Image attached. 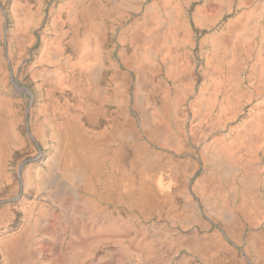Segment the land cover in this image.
<instances>
[{
  "label": "bare ground",
  "instance_id": "1",
  "mask_svg": "<svg viewBox=\"0 0 264 264\" xmlns=\"http://www.w3.org/2000/svg\"><path fill=\"white\" fill-rule=\"evenodd\" d=\"M215 1L219 12L196 9L195 24L213 25L232 7ZM236 1L235 15L200 42L198 77L181 0H119L114 12L101 0H65L48 11L28 70L34 132L51 143L52 156L37 184L26 183L53 200L58 184H47L48 172L58 171L82 205L68 219L73 231L53 240L66 264L112 252L101 246V231L119 235L116 248L137 264H174L177 256L178 264H264V0ZM37 5L13 0L6 53L0 44V183L7 150L23 141L5 73L33 42L43 18ZM107 11L136 16L117 32L118 60L102 27ZM3 24L0 15V43ZM105 111L104 128L89 131ZM20 205L26 225L0 238L3 264H42L38 244L49 237L42 228L51 204ZM161 218L169 225L157 224ZM128 223L135 249L123 234Z\"/></svg>",
  "mask_w": 264,
  "mask_h": 264
},
{
  "label": "rangeland",
  "instance_id": "2",
  "mask_svg": "<svg viewBox=\"0 0 264 264\" xmlns=\"http://www.w3.org/2000/svg\"><path fill=\"white\" fill-rule=\"evenodd\" d=\"M64 1L65 0H29L31 6H38L37 4L40 2V6L43 10V18L40 24L32 31L34 37L33 42L30 43L26 41L22 47V51H20V53L24 52L25 55L24 58L21 59V64L11 62L5 73L8 78L5 88H7L8 91L13 92V95L16 97H14V111L12 112V116L16 119L17 129L20 132L21 137H23V141L11 145L7 150L8 152L5 157L6 175L0 183V238L3 239L14 232L21 230V228L26 225V222L23 220V212L21 211L20 204L22 202L32 203L36 207L43 203L47 205L51 204L49 215L44 220L45 222L42 228L48 230L49 237L48 239H40L38 244L43 258L42 264H66L62 257L64 255L66 256V254L57 255L51 250L53 240L62 242L65 237L73 231V228L68 221L72 211L83 213L81 203L74 200L70 191V184L68 185V180L61 177L58 171L53 170L48 172L49 179L47 184H52L53 182L54 185L58 184L57 187L59 193L54 194L52 198L53 200L47 197V191L44 192L43 190H39V188L36 189V186L34 188V185L37 184V177H35L36 172L41 170L48 171L46 170L48 167L47 162L52 156V146L50 142L41 140L34 132L35 124L32 121V105L34 101L33 89L35 81L30 76L28 66L33 60L34 54H36L41 47V33L49 22L48 11H50L52 6L58 5ZM87 1L92 2V0ZM101 1L102 3H109L111 8L110 11L112 12H114V5L119 2V0ZM134 1L135 0H131V2ZM148 1L153 0H144L145 3ZM232 1V7L229 10H222L220 13L221 15L213 25L199 26L193 22L192 14L196 9L202 8L206 11L214 12L213 14L216 15L219 12L217 2H213V0H181V4H183L190 21L191 37L193 39V45L191 46L192 53H190V56L193 59L194 72L197 77L200 76L201 66L203 64L200 52V42L210 31L224 26L227 24L228 20L235 15L237 1ZM243 2L245 5H248L251 4L252 0H243ZM12 3L13 0H0V15L4 19V40L1 41L0 44L4 48L5 53L8 51L5 42V30L10 27L11 24L10 7ZM129 11L134 10L131 9ZM112 12L107 11L105 15L102 14V27H109L111 31L112 38H110L108 46L109 49H111L112 58L118 60L117 32L120 27L130 24L136 16L130 14L127 17L120 18L115 17ZM14 67H16L17 70H14ZM15 86H17V88H15ZM105 112L106 116L101 117L94 123H87L86 128L91 132L102 130L109 117L108 111ZM194 159L196 160V164L198 163L197 165H199L195 172L196 175L200 171L201 161L198 157H194ZM28 178H31L35 184L28 185L26 183ZM51 180H53V182ZM154 221H157L156 218H152L149 223L152 224ZM156 223H161L165 226L169 225V222L166 219L164 220V218H161ZM133 228V225L128 223L123 234L129 239V245L135 249L138 247V242L134 241L132 238V234H135ZM98 238L100 239V242H102L101 246L106 249L112 247V252L105 254L102 250L97 251L92 257L85 260V264H137L133 255H126L122 250L116 248L119 244V235H110L108 233H102L101 231V233L98 234ZM79 244L83 245L87 243L80 242ZM92 244L98 243L93 241ZM173 263H179V256L175 258ZM0 264H3L1 253Z\"/></svg>",
  "mask_w": 264,
  "mask_h": 264
}]
</instances>
